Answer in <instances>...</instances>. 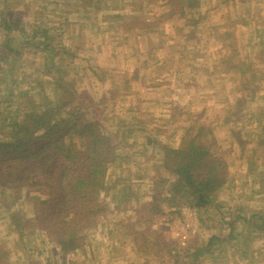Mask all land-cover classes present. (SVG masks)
Listing matches in <instances>:
<instances>
[{
  "label": "rangeland",
  "instance_id": "rangeland-1",
  "mask_svg": "<svg viewBox=\"0 0 264 264\" xmlns=\"http://www.w3.org/2000/svg\"><path fill=\"white\" fill-rule=\"evenodd\" d=\"M11 1L12 7L18 10L15 19L20 23L35 22V27L49 25L54 36L57 35L53 30L61 29L64 24L59 23H64L65 17L68 19V31L62 42L74 53L78 71L88 73L89 65H98L93 71L102 69L107 73L102 81L84 76L80 87L90 91L97 103L95 109L103 110L104 127L114 133L118 144L133 140L139 147L142 141H156L177 148L184 133H195L201 126H210L211 150L227 163L228 182L207 210H198L200 231L188 253L198 245L197 241H205L206 248V241L214 236L218 239L213 243L216 247L231 231L230 223H234L235 231L222 245L224 251L220 256H202L200 262L264 264V145L259 147V143L264 142V0H228L226 5L219 3L220 0H200L202 15L206 18L199 19L195 32L186 27L179 33L176 28L182 24L178 17L171 22H158L152 32L144 27L134 29L127 15L122 23L116 22L114 15L127 11L136 15L139 22L154 23L159 7L151 0H114L115 4L111 3L113 0L106 3L99 0L96 6L101 10L96 14L92 1H88L90 13L79 12L77 0H65V3L62 0ZM4 5L1 1L0 10ZM135 5H142L138 9L140 13L126 8ZM108 15L113 16L108 18ZM129 24L128 33L125 29ZM109 25L110 29L104 33ZM144 31L150 34L142 35ZM2 39L0 35V41ZM20 39L16 37V45ZM237 49L241 51L238 61L234 59ZM241 60L249 62L254 74L253 80L250 77L249 90L257 85L262 87L255 94L244 91L240 83ZM45 62L49 59L45 61L43 55L33 57L23 51L20 71L39 82L42 74L36 70ZM66 67L63 62V69ZM241 99L247 102L242 111L237 112ZM3 107L5 105L0 103V110H4ZM134 126L139 128V133L133 135L125 131ZM116 149L121 151L120 147ZM136 151L139 153L135 154V159L145 161L143 165L150 169L149 157L157 151L149 148L146 155L139 149ZM127 162L126 158L121 165ZM115 166L107 173L110 194H102L109 210L122 205L121 198H124L120 186L114 187L120 185L116 184L117 180L123 182V178H118L121 169ZM129 197L131 199L130 191ZM8 208L0 212V243L8 259H14V264H46L47 260L61 264L58 250L42 232L37 230L35 236L21 234L26 228L25 222L27 226L32 224L33 214L27 206ZM112 219H123L122 213L103 216L99 227L102 231L98 234V229L90 231L84 239L85 248L73 258L67 257L66 262L69 259L76 264H183L189 261L188 254L184 260L178 255L171 230L158 226L155 229L158 236L150 235L148 225L154 220L147 219L137 225V235L132 237L125 225L119 228L120 234L112 235L105 227ZM18 222L20 227L14 225ZM137 240L139 242L135 243ZM43 253L47 256L45 259Z\"/></svg>",
  "mask_w": 264,
  "mask_h": 264
},
{
  "label": "trees",
  "instance_id": "trees-1",
  "mask_svg": "<svg viewBox=\"0 0 264 264\" xmlns=\"http://www.w3.org/2000/svg\"><path fill=\"white\" fill-rule=\"evenodd\" d=\"M1 1L5 5L0 10V35L3 38L0 41V103L5 108L0 110V212H5V207L13 209L25 204L33 217L32 224H23L26 228L21 234L32 236L37 230L42 232L58 250L55 252L57 257L61 256V264H76L72 259L66 262V258H73L85 248L84 239L88 233L98 229L102 217L109 214L108 203L102 198V194L108 191L107 173L112 165L124 160L121 151L119 153L116 149L119 144L114 133L104 127L103 110L95 109L97 103L90 91L80 87L84 76L102 81L107 73L102 69L93 71L99 68L98 65H89L88 73L78 71L74 53L62 42L69 27L66 17L64 23H59L64 24L63 27L53 30L57 35L54 36L49 25L41 28L35 27V22L20 23L15 19L18 10L12 7V1ZM88 1L95 3L92 6L94 14L99 13L101 8L96 6L99 0H77L79 12H91ZM151 1L159 7L154 23L139 22L136 15L127 11L117 12L114 15L116 22L122 23L127 15L132 19L130 24L134 29L144 27L152 32L158 22L167 23L178 17L182 24L176 28L178 33L182 28H192L195 32L199 27L200 1ZM140 6L126 8L140 13ZM64 14L67 16V12ZM108 16L112 18L113 15ZM130 24L125 29L128 33ZM109 29L110 25L103 32ZM147 31L142 35H149ZM17 36L21 38L18 45L15 43ZM23 51L33 57L43 55L45 61L49 59L36 70L42 74L39 82L20 71ZM239 51L235 50L234 59L237 61L240 60ZM243 60L239 61L240 83L244 91L255 94L262 87L257 85L249 90L254 74L249 62ZM63 62L66 69H63ZM245 101L241 99L237 103V112L242 111ZM211 132L210 127L201 126L195 133L185 136L180 148L162 147L160 168L174 179L169 186V180L163 174L157 180H151L155 194L149 206L141 211L144 222L150 220L155 211L159 213V205L164 202L173 207L183 203L198 210H207L211 206L228 182L227 163L211 150L212 142L208 140ZM235 136L238 138V133ZM141 223L125 224L129 235L136 236L137 225ZM14 225L20 227L19 222ZM230 228L231 233L217 243L220 247H213L218 240L216 236L206 242V248L199 246L202 241H197L195 250L187 255L189 261L183 264H204L200 262L202 256H220L224 251L222 245L235 231L234 223H230ZM2 245L0 264H9L7 251ZM46 264L54 263L47 260Z\"/></svg>",
  "mask_w": 264,
  "mask_h": 264
},
{
  "label": "crops",
  "instance_id": "crops-1",
  "mask_svg": "<svg viewBox=\"0 0 264 264\" xmlns=\"http://www.w3.org/2000/svg\"><path fill=\"white\" fill-rule=\"evenodd\" d=\"M198 1H200V0H198ZM219 3L226 5L228 3V0H220ZM201 6H202V3H201ZM200 15H201L200 20L203 21L206 18V15L203 16L201 10H200ZM263 28H264V26H263ZM235 30H236V27L233 28V32H232L233 34H234ZM229 31H230V29H228L227 32H229ZM232 33H230L229 35H231ZM220 35H222V33H220ZM206 128H207V126H206ZM210 130H211V128H210ZM125 131L127 133H132L133 135L140 132L139 128L136 126L130 128L128 130H125ZM187 134H192V132L188 131V132L184 133V137L182 139V142H183V140ZM182 142L180 143L179 147H177V148L181 147ZM128 143L127 144H126V142L125 143H121V142L119 143V147L121 148V154H122V156H124V157H121V159L127 158L128 162L125 165H121V163L118 162L115 166V167H118L119 169H121V172L119 173L118 178H120V177L123 178V182L125 185L124 186L122 185L123 182H120V183L117 182L116 184L119 183L120 185H117V186L114 185V187H116V188L118 186H120L119 190H121L124 193L123 194L124 198H123V200L121 198V201L123 202L122 205H120L119 207H117V206H115L113 208L111 207L112 209L109 210V213H112V212L118 213V214L122 213V218H123V219H117L118 221L112 219V221L110 223L105 225V227H107L112 232L111 233L112 235H114L116 233L120 234L119 228H121V225H125V224L130 223V222H133V223L143 222L144 223L141 211H144V209H146L149 206L148 203L153 201V194H155V188L152 187L151 180H157L160 177V174H163L164 176H166V178H168V180H169L168 186H169L170 182H172L174 179V177L170 173H167L164 171V169L160 168V163L162 161V153L160 151L163 147V145H161L160 142L154 141V143H152V142H148V141H142L140 146H139V144H137V146H139V147H136V143H137L136 141L131 140ZM131 144H133V145H131ZM262 144L264 145V142L259 143V147H261ZM149 148L155 149L157 151V153L154 154L155 156L153 155L152 157H149L151 159L150 160L151 161V163H150L151 164V167H150L151 170L149 168H145V166L143 165V163H145V161H143V163H141V161L135 159L136 158L135 154L139 153L136 150L139 149L141 153H145V155H146L147 150ZM124 153L126 156L124 155ZM121 159H119V161ZM120 162H122V161H120ZM123 166H125V168H126L125 170H123ZM107 178H108V174H107ZM124 179L127 181H124ZM132 183H136V185H133ZM168 188L169 187H167V190H168ZM110 191L111 190L107 191V195L110 194ZM129 191L132 194L131 199L129 197ZM135 196H136V198H135ZM162 197L164 198L165 195L162 194ZM134 198H135V200H134ZM128 204L131 206H128ZM184 207H190V205H185L182 203V204H179V206L177 205L176 207L175 206L173 207L172 205H169L165 202L162 203L161 205H159L158 210H160V212L157 213L155 211L152 214L151 219L154 221L152 223H149V225H148V228H150V230H149L150 235L158 236L157 234H159V233H157V231L155 229L158 226L163 227L164 221L169 216H175V215L179 214L181 216L186 217V215H184V214H186V212H183ZM109 208H110V206H109ZM194 208H196V207H194ZM129 209H131V210H129ZM140 225H142V223ZM99 227H98L97 234L102 231V229H101L102 227L100 229H99ZM105 227H104V231H107V229ZM202 242L204 243L205 241H202ZM199 246H204V245L201 244ZM158 249H159V247H158ZM161 250L162 249H159V251H161ZM194 250H195L194 248L191 249V251H194ZM26 254H28V253H26ZM43 254L45 256L44 257V259H45L47 256L45 255V253H43ZM12 261L14 262V259H11V261H10V259H8L9 264H14V263H12Z\"/></svg>",
  "mask_w": 264,
  "mask_h": 264
},
{
  "label": "built area",
  "instance_id": "built-area-1",
  "mask_svg": "<svg viewBox=\"0 0 264 264\" xmlns=\"http://www.w3.org/2000/svg\"><path fill=\"white\" fill-rule=\"evenodd\" d=\"M183 212H186V217L169 216L164 221V227L172 231V237L177 242L178 255L184 260L192 240L200 231V217L196 208L184 207Z\"/></svg>",
  "mask_w": 264,
  "mask_h": 264
}]
</instances>
